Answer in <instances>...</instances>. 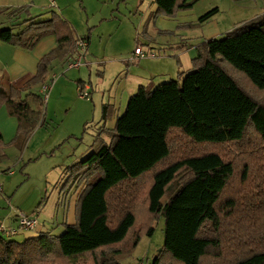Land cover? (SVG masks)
I'll return each instance as SVG.
<instances>
[{"label": "trees", "instance_id": "trees-1", "mask_svg": "<svg viewBox=\"0 0 264 264\" xmlns=\"http://www.w3.org/2000/svg\"><path fill=\"white\" fill-rule=\"evenodd\" d=\"M154 4L151 19L193 6ZM25 23L16 34L0 28V41L32 50L43 37L56 40L26 87L45 83L54 62L67 61L78 39L87 42L55 12ZM178 76L180 82L139 86L114 128L100 130L91 153L67 169L65 183L78 190L74 224L21 243L0 235V264H119L159 217L164 242L152 264H264V13L199 44L191 70ZM1 107L16 119V143L43 123L38 94L0 87Z\"/></svg>", "mask_w": 264, "mask_h": 264}, {"label": "rangeland", "instance_id": "rangeland-1", "mask_svg": "<svg viewBox=\"0 0 264 264\" xmlns=\"http://www.w3.org/2000/svg\"><path fill=\"white\" fill-rule=\"evenodd\" d=\"M55 1L57 7H48L46 15L64 11L73 25L74 37H87L89 45L85 53V63L88 65L81 70V76L87 84L76 82L73 83L74 87H68L62 92L58 89L49 91L46 99L41 95L40 121L43 120V123L38 124L28 137L17 143L14 139L1 144L0 152L5 157L0 161V213L5 212L12 216L21 213L34 218L38 223L36 230L20 231L7 239L19 243L40 232L59 236L64 230L68 209L71 215L74 214L78 190L71 182L65 183V176L68 167L95 145L100 127L105 131L113 129L111 124H106L105 127L103 121H99L103 105L112 103V94L117 83L118 66L110 64L112 60H120L117 65H124L127 69H133L142 62L152 63L160 71L152 80L153 86L171 80L180 82L178 73L182 69L179 71L177 60L172 61L174 58L169 54L175 46L170 45L198 43L211 29L214 34L212 36H215L213 38L220 39L237 24L264 13V0H190L193 2L191 9L179 11L173 17L158 16L155 19H151L156 11L154 0ZM213 9H217V12L204 24L187 27L197 23L200 16ZM184 13L195 15L197 20L180 22L178 15ZM160 19L165 23L177 19L179 23L172 31H160L155 23ZM24 20L25 18L18 17L6 21L0 19V28L11 29L16 34ZM35 20L33 22L38 21L37 18ZM151 23L154 25L151 38H146L145 34ZM137 45L143 50H154L158 57L145 58L133 65L121 63L128 56L121 57L120 54L129 50L130 57ZM227 71L230 76L246 81L242 73L228 67ZM51 74H58L57 79L61 76L58 71ZM162 74L171 77L161 79ZM85 85L90 88L89 93L92 89V100L79 97L78 90ZM111 88L109 95L108 90ZM245 88L248 89L247 86ZM126 103L127 98L122 101L119 115L124 111ZM108 108L111 111V106ZM115 113L116 110L112 111L111 116ZM101 138L108 143V136L102 135ZM150 227L153 229L152 233L140 234L138 243L118 261L119 264L153 263L163 248L164 218L154 220Z\"/></svg>", "mask_w": 264, "mask_h": 264}, {"label": "crops", "instance_id": "crops-1", "mask_svg": "<svg viewBox=\"0 0 264 264\" xmlns=\"http://www.w3.org/2000/svg\"><path fill=\"white\" fill-rule=\"evenodd\" d=\"M55 1V0H54ZM56 3V1H55ZM20 7H25L27 9V12L18 16V18H25L24 21L33 19V21H36L35 18H37L38 21L46 20L50 18V15H46L48 11V7H51L49 4V0H0V19L1 20H7L4 16H2L3 12L10 11L14 9H19ZM57 7V3H56ZM52 7V8H56ZM52 13V12H51ZM59 14V13H58ZM62 18L67 20L70 24L71 22L67 18V14L64 11H61L59 14ZM157 20L155 23H157L158 29L160 31H172L175 29L176 25L179 23L177 22V19L172 20L171 23H165L164 21ZM178 20L185 21V22H194L197 20L195 15L189 16L184 13L183 15H178ZM28 23L22 24L19 28V31L23 29L25 26H27ZM72 25V24H71ZM153 23H151L150 28H148V31L146 32L145 36L146 38H151L152 34V28ZM73 27V25H72ZM230 31V30H229ZM213 30H209L207 33V38H203L202 41L194 42V43H185L183 44H172L170 46H175V48L179 47L178 50L174 51L171 50L169 55H171L174 59L177 60V64L179 65V71L182 69L180 73H187L191 70V61L194 60L197 57V47L202 42L211 39L215 36L213 33ZM87 38L85 36H81ZM197 43V44H196ZM89 45V44H88ZM168 45V44H167ZM56 47V40L55 37L52 35L43 37L32 50H25L23 48L12 46L7 43L0 41V87L7 90L11 87H14L15 89L21 90L23 94L28 93H35L38 94L41 97L40 88L41 84L26 87V83L35 75L37 70V64L40 61V59L48 54L50 51H52ZM139 47L138 45L134 48ZM180 49V50H179ZM129 50L124 51L121 55L123 57H129L128 55ZM124 57V58H125ZM127 57V58H128ZM121 58V59H124ZM126 58V59H127ZM121 60V63H126L127 60ZM117 62H120V60H112L110 64H114L118 66V74L116 75V87L113 91L112 96V103L111 105H103V109H101L100 114V120L106 124H111L114 128L116 119L124 112H122L120 115L121 105L122 101L129 97H131L135 92L137 91L139 86H144L147 88H154L153 86L154 82L152 81L159 73V68L154 66L152 63H140L138 66L134 67L133 69H127L124 68V65H117ZM64 62L56 61L52 64L50 71L48 72L46 79L49 78L51 75V72L55 73L58 71V73H61V76L54 82L52 88L50 91H53L55 89L60 90L61 92L67 89L68 87H74L73 83H80L81 84H87L83 80V77L81 76V70L83 67H81L78 70H65L64 69ZM167 74H162L161 79H166ZM88 83L90 85V82L88 80ZM73 91L75 89L73 88ZM109 95L112 92V88L108 90ZM91 100H92V89H91ZM89 102V101H88ZM127 104V103H126ZM111 106V111L110 107ZM126 107V106H125ZM108 108V109H107ZM116 110V113L112 115V111ZM125 110V108H124ZM119 115V116H118ZM111 117H113L111 119ZM111 120H110V119ZM102 123V122H100ZM16 130H17V122L16 119L11 118L7 115V111L5 107L0 108V134L2 136V140L0 142V147L2 142H9L16 138ZM100 130H104L102 127H100ZM112 130V129H111ZM98 131V132H99ZM110 131V130H107ZM102 135H106L109 138L108 133L104 132ZM101 135V137H102ZM107 141V142H109ZM91 153V149H87L85 153H83L79 158H77L74 161L73 165L77 164L81 160L85 159L89 154ZM69 168V167H68ZM65 178H68V173L66 174ZM65 179V180H66ZM78 195V193H77ZM77 200V199H76ZM74 204V201L73 203ZM5 212L0 213V224H6L8 226H14L15 225V215L12 216L10 214H6ZM70 217V218H69ZM74 214L66 213L65 217V224H74ZM23 232V231H22ZM39 233V232H38ZM43 233V232H40ZM39 233V234H40ZM36 235H38L36 233ZM35 235V236H36ZM32 236L28 238L35 237ZM27 238V239H28Z\"/></svg>", "mask_w": 264, "mask_h": 264}, {"label": "built area", "instance_id": "built-area-1", "mask_svg": "<svg viewBox=\"0 0 264 264\" xmlns=\"http://www.w3.org/2000/svg\"><path fill=\"white\" fill-rule=\"evenodd\" d=\"M49 4L51 7H56V3L54 0H49ZM88 44L85 40L78 39L75 42V50L71 57L64 62L65 70H78L81 67L88 65L85 63V53L87 50ZM157 53L154 50H143L140 47H136L132 52L131 56L128 57L127 63L133 65L134 63H138L140 60L145 58H156ZM58 74H51L49 78H47L45 83H42L40 86V93L44 99L47 98L49 91L51 90V86L57 79ZM90 88L85 85L83 88L79 89V97L85 100H89L91 98V94L89 93ZM1 191V189H0ZM38 227V223L34 218L27 217L24 214L17 213L15 215V225L14 226H5L4 224H0V235L5 239H9L15 235H17L20 231H34ZM141 264V263H138Z\"/></svg>", "mask_w": 264, "mask_h": 264}]
</instances>
